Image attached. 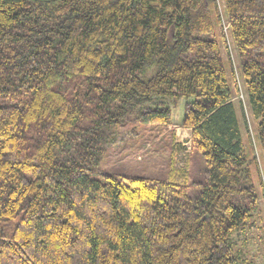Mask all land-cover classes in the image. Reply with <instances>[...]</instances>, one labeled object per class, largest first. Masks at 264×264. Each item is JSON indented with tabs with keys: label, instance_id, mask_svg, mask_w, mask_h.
Returning a JSON list of instances; mask_svg holds the SVG:
<instances>
[{
	"label": "trees",
	"instance_id": "16d2710c",
	"mask_svg": "<svg viewBox=\"0 0 264 264\" xmlns=\"http://www.w3.org/2000/svg\"><path fill=\"white\" fill-rule=\"evenodd\" d=\"M141 135L162 178L102 170ZM261 202L264 0H0V264H257Z\"/></svg>",
	"mask_w": 264,
	"mask_h": 264
},
{
	"label": "rangeland",
	"instance_id": "374dc122",
	"mask_svg": "<svg viewBox=\"0 0 264 264\" xmlns=\"http://www.w3.org/2000/svg\"><path fill=\"white\" fill-rule=\"evenodd\" d=\"M231 55H228L230 54ZM223 56L224 60L226 62L229 61V67L231 66L229 71V68L227 66L228 71V79L230 82L234 80L237 86V92L234 93V102L235 105H237V115L239 119L242 117L240 116L239 107L243 105L244 114L247 118L246 125L241 126L242 127V136L245 141H248V137L251 139V142L253 143L254 136H255V130L256 127L254 125V121L252 117L250 116L247 106L245 105V94L243 93V83L240 79V72L238 71V67L236 64V59L234 53H232L229 49L226 51V49L223 48ZM228 65V64H227ZM231 88H233L232 84H230ZM183 102L184 99L178 100L175 105L174 103L171 104L172 108V123L176 126H178L179 119V113L181 112V117L183 114ZM244 124V123H243ZM182 128V127H181ZM174 130V127H171L170 130ZM178 131L176 138L177 140H180V142H185L187 146H189L188 139L190 137L189 130L186 128L182 129H176ZM140 140V138L136 140L127 139L125 141L126 147L124 149H109L105 155V158L103 159L101 163V168L104 172H114V173H121L125 175H144L149 177H156V178H162L165 175V172L167 170V165L165 162L166 157V143H164L163 140L159 141L158 143H148L147 140L144 139V137ZM254 145V144H253ZM253 147V146H252ZM253 152L255 153V156H259L260 151L257 147H253ZM260 161V160H259ZM262 163V161H260ZM263 202H261L260 207H262V212L259 213L256 218V226L252 231H248L246 233V238L249 242V250L251 255L255 253H259L256 262L257 264L264 263V239H262L264 230L261 229V226L263 224V217H264V206ZM263 219V220H262ZM243 235H236L235 239L238 241L242 240Z\"/></svg>",
	"mask_w": 264,
	"mask_h": 264
},
{
	"label": "crops",
	"instance_id": "0c3cea01",
	"mask_svg": "<svg viewBox=\"0 0 264 264\" xmlns=\"http://www.w3.org/2000/svg\"><path fill=\"white\" fill-rule=\"evenodd\" d=\"M179 119H180V121L178 122V124H179L178 126L172 124V127H174V131H175L176 135H177V133H178V131H176V129H182L181 126H180L181 121H182V119H181V112L179 113ZM189 133H190V130H189ZM188 140H189V139H188ZM178 141H180V140H178Z\"/></svg>",
	"mask_w": 264,
	"mask_h": 264
}]
</instances>
